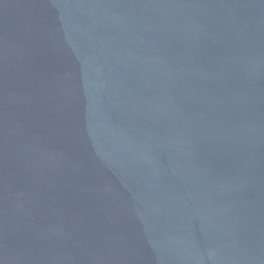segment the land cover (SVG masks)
<instances>
[{"label": "water", "instance_id": "1", "mask_svg": "<svg viewBox=\"0 0 264 264\" xmlns=\"http://www.w3.org/2000/svg\"><path fill=\"white\" fill-rule=\"evenodd\" d=\"M0 264H264V0H0Z\"/></svg>", "mask_w": 264, "mask_h": 264}]
</instances>
